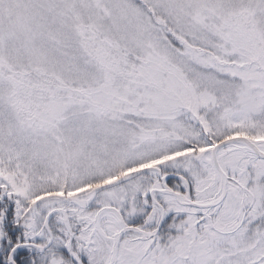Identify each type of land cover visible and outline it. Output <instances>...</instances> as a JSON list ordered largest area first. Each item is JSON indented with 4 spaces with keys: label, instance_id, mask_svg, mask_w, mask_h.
I'll list each match as a JSON object with an SVG mask.
<instances>
[{
    "label": "snow or ice",
    "instance_id": "1",
    "mask_svg": "<svg viewBox=\"0 0 264 264\" xmlns=\"http://www.w3.org/2000/svg\"><path fill=\"white\" fill-rule=\"evenodd\" d=\"M0 264H264V0H0Z\"/></svg>",
    "mask_w": 264,
    "mask_h": 264
}]
</instances>
